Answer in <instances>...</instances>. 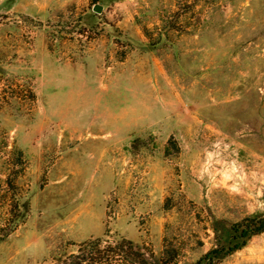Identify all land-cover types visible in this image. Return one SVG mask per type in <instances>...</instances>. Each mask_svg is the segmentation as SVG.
I'll use <instances>...</instances> for the list:
<instances>
[{
	"label": "rangeland",
	"instance_id": "1",
	"mask_svg": "<svg viewBox=\"0 0 264 264\" xmlns=\"http://www.w3.org/2000/svg\"><path fill=\"white\" fill-rule=\"evenodd\" d=\"M263 214L264 0H0V264H264L205 259Z\"/></svg>",
	"mask_w": 264,
	"mask_h": 264
},
{
	"label": "trees",
	"instance_id": "2",
	"mask_svg": "<svg viewBox=\"0 0 264 264\" xmlns=\"http://www.w3.org/2000/svg\"><path fill=\"white\" fill-rule=\"evenodd\" d=\"M232 238L235 242L233 246L222 247L220 249H213L205 256V259L213 263L224 257L230 256L243 248L248 244V242L259 235L264 234V214L260 216H250L242 221L235 223L231 227ZM88 246V254L83 257L75 256L74 261L70 264H95L99 262L109 261L112 257H120L122 261L128 264H149L146 254L136 252V246L125 239H123L115 248H109L106 250H101V241L97 240L92 243H86ZM140 258L137 261V258ZM137 259V260H136ZM169 256L167 252L163 254L161 263L162 264H172L169 261ZM63 264V263H62Z\"/></svg>",
	"mask_w": 264,
	"mask_h": 264
},
{
	"label": "water",
	"instance_id": "3",
	"mask_svg": "<svg viewBox=\"0 0 264 264\" xmlns=\"http://www.w3.org/2000/svg\"><path fill=\"white\" fill-rule=\"evenodd\" d=\"M95 12L100 13L102 11V8L100 6L95 7Z\"/></svg>",
	"mask_w": 264,
	"mask_h": 264
}]
</instances>
